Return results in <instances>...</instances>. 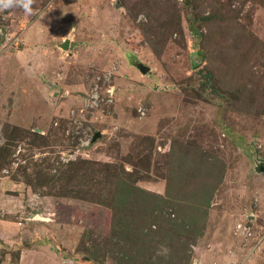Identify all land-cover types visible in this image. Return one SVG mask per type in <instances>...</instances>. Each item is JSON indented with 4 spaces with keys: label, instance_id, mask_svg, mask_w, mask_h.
<instances>
[{
    "label": "rangeland",
    "instance_id": "rangeland-1",
    "mask_svg": "<svg viewBox=\"0 0 264 264\" xmlns=\"http://www.w3.org/2000/svg\"><path fill=\"white\" fill-rule=\"evenodd\" d=\"M31 8L0 9V264H264V0Z\"/></svg>",
    "mask_w": 264,
    "mask_h": 264
},
{
    "label": "clouds",
    "instance_id": "clouds-1",
    "mask_svg": "<svg viewBox=\"0 0 264 264\" xmlns=\"http://www.w3.org/2000/svg\"><path fill=\"white\" fill-rule=\"evenodd\" d=\"M32 0H0V9H9L14 6H19L28 14H33L31 8ZM143 18V14H141Z\"/></svg>",
    "mask_w": 264,
    "mask_h": 264
},
{
    "label": "water",
    "instance_id": "water-1",
    "mask_svg": "<svg viewBox=\"0 0 264 264\" xmlns=\"http://www.w3.org/2000/svg\"><path fill=\"white\" fill-rule=\"evenodd\" d=\"M63 48H66L67 47V42H64L62 45H61ZM140 70L142 72H147L148 68L146 66H143L142 64H140ZM255 159L258 160V162L256 163V168L258 169V171H262L264 172V158L261 159V158H258L257 156H255Z\"/></svg>",
    "mask_w": 264,
    "mask_h": 264
},
{
    "label": "crops",
    "instance_id": "crops-1",
    "mask_svg": "<svg viewBox=\"0 0 264 264\" xmlns=\"http://www.w3.org/2000/svg\"><path fill=\"white\" fill-rule=\"evenodd\" d=\"M3 183V181H0V185ZM5 220H0V225L4 223Z\"/></svg>",
    "mask_w": 264,
    "mask_h": 264
},
{
    "label": "bare ground",
    "instance_id": "bare-ground-1",
    "mask_svg": "<svg viewBox=\"0 0 264 264\" xmlns=\"http://www.w3.org/2000/svg\"><path fill=\"white\" fill-rule=\"evenodd\" d=\"M255 216V215H254Z\"/></svg>",
    "mask_w": 264,
    "mask_h": 264
}]
</instances>
